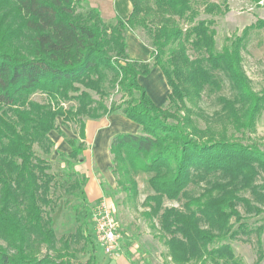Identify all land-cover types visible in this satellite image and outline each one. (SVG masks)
Wrapping results in <instances>:
<instances>
[{
  "label": "trees",
  "instance_id": "1",
  "mask_svg": "<svg viewBox=\"0 0 264 264\" xmlns=\"http://www.w3.org/2000/svg\"><path fill=\"white\" fill-rule=\"evenodd\" d=\"M130 1L128 19L106 21L86 8L88 0H0V264H98L88 215L81 218L77 207L76 230L57 236L59 182L35 147L49 156L50 134L78 126L79 138L67 140L71 153L60 155L72 178L65 192L86 199L87 178L76 171L87 149L85 119L115 114L141 128L112 138L117 186L138 208L136 177L150 175L153 194L140 206L174 264H239L235 241L255 244L257 262L264 259V227L250 222L264 215V149L251 139L264 94L242 54L250 30L264 21L218 49L214 20L195 23L192 11L185 29L156 10L179 13L190 0ZM136 30L146 36L148 61L129 56L127 35ZM155 67L170 88L166 108L139 82ZM205 94L215 95L210 117L200 107ZM197 117L208 121L205 128Z\"/></svg>",
  "mask_w": 264,
  "mask_h": 264
},
{
  "label": "rangeland",
  "instance_id": "2",
  "mask_svg": "<svg viewBox=\"0 0 264 264\" xmlns=\"http://www.w3.org/2000/svg\"><path fill=\"white\" fill-rule=\"evenodd\" d=\"M86 8H93L89 0ZM156 10L161 15H169L185 29L189 27L188 18L192 11L198 13L195 23L205 19L214 20L215 24L212 26V29L216 33L218 49H221L227 43V39L233 40L241 36L246 28L257 25L258 21H264V0L260 2L257 0H190L188 7L179 13L170 11L165 7L157 8ZM103 19L110 21V18L107 16H103ZM135 35L143 42H146V36L142 31L136 30ZM190 54L193 55L192 51H190ZM242 54L245 71L252 79L254 89L264 94V28H252L250 30ZM149 82L150 80L147 81V83ZM223 92L228 93L227 88H225ZM214 96L210 97L205 94L200 103V107L204 109L208 117H210L217 108L214 103ZM33 98L37 101H44L45 99L41 94H36ZM112 100L119 102L120 94L114 95ZM161 107H168L167 97L165 103ZM197 120L199 126L205 128L208 121L201 117H197ZM85 121L88 122L89 119L86 118ZM59 123L61 124V119H59ZM61 128L64 131V135H60L58 132L51 134L56 144L53 154L47 156L43 154L39 148L35 147V151L38 155L51 162L50 172L56 175L59 182L53 197L56 209L52 214L53 226L57 236L61 237L62 235L72 233L76 230L78 223L75 219V207L78 208L81 218L88 215V228L91 232L94 226L93 217L96 205L102 201L108 200L122 235L121 248L123 247L125 254L134 264H174L169 257L167 246L160 239L159 233H156L148 224L143 216V211L145 210L140 206L148 195L153 194V190L148 182L150 175L139 174L136 177L139 186L138 208L133 204L127 203L126 194L117 186L114 175L115 188L108 186L107 182L101 180L105 199H102L94 205L88 204L86 199H83L80 191H77L75 194L66 193L65 189L68 187L69 183H71L72 178L67 174L69 171L64 160L66 158H62L60 155L61 151L59 150L61 146L58 147L57 144L60 141L67 143V140L70 138H79L77 134L79 128L75 124H71L68 129L64 126ZM251 139L252 142L256 143L261 149H264V108L257 120L256 132L251 135ZM71 151L72 149L70 148L66 153L69 154ZM165 205L178 207L180 204L178 202L166 200ZM250 222L253 228L261 225L264 227V215L253 218ZM252 239L255 243L257 240L256 234L252 236ZM262 241L264 249V231L262 234ZM232 246L238 259H240L239 264H264V259L260 263L257 262L258 253L255 244L235 241L232 242ZM99 249L102 250L100 247ZM79 259L85 263L88 259V255L80 253Z\"/></svg>",
  "mask_w": 264,
  "mask_h": 264
},
{
  "label": "crops",
  "instance_id": "3",
  "mask_svg": "<svg viewBox=\"0 0 264 264\" xmlns=\"http://www.w3.org/2000/svg\"><path fill=\"white\" fill-rule=\"evenodd\" d=\"M89 1L93 8L99 9L102 18L103 16H107L110 18V21L115 20L117 16L126 20L132 12V3L130 0ZM257 1L260 2L263 0ZM128 35L127 41L129 56L132 59L148 61L150 59L151 49L141 39H139L135 33L130 32ZM148 80H150L149 83H147ZM139 82L143 87H145L154 103L157 106H163L169 93V86L162 70L159 67H155L150 75L146 77L141 76L139 78ZM140 130L141 128L138 124L127 119L122 114H115L99 120L89 119V121L86 122L85 142L88 146L84 152L85 159L83 163L77 165L76 171L87 178L84 189L88 204L94 205L102 199H105V193L102 188L101 180L107 182L108 186L115 188V179L111 171L112 155L110 153V145L112 138L118 133L126 132L136 134L139 133ZM52 133L55 134V131ZM57 145L58 147L61 146V149L59 150L61 151L60 153H66L67 150L71 148L69 144L64 141H60ZM105 202L110 206L108 200H105ZM90 233L95 240L94 226L92 227ZM97 256L98 264H134L125 254L123 247L121 248L119 255L112 258L107 256L103 249H99L98 246Z\"/></svg>",
  "mask_w": 264,
  "mask_h": 264
},
{
  "label": "built area",
  "instance_id": "4",
  "mask_svg": "<svg viewBox=\"0 0 264 264\" xmlns=\"http://www.w3.org/2000/svg\"><path fill=\"white\" fill-rule=\"evenodd\" d=\"M95 241L109 257H117L121 251L122 235L111 207L102 201L95 207L93 217Z\"/></svg>",
  "mask_w": 264,
  "mask_h": 264
}]
</instances>
